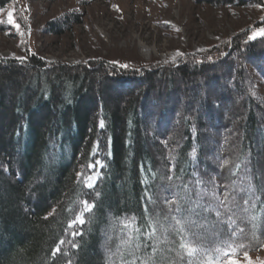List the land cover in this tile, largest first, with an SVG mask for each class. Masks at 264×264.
Returning a JSON list of instances; mask_svg holds the SVG:
<instances>
[{
    "label": "trees",
    "instance_id": "16d2710c",
    "mask_svg": "<svg viewBox=\"0 0 264 264\" xmlns=\"http://www.w3.org/2000/svg\"><path fill=\"white\" fill-rule=\"evenodd\" d=\"M198 1L264 7V0ZM261 28L264 16L219 45L132 74L104 61L64 64L33 54L0 60V264H229L258 250L264 94L255 77L264 80V29L255 32ZM212 86L217 96L208 99ZM97 161L98 175L87 187ZM209 181L221 197L224 186L235 192L247 211L221 209L218 218L198 209L191 220L203 227L185 224L178 234L170 216L179 214L166 200L187 186L191 202L206 205ZM77 215L84 223L69 227ZM183 238L197 249L193 255L180 248Z\"/></svg>",
    "mask_w": 264,
    "mask_h": 264
},
{
    "label": "rangeland",
    "instance_id": "374dc122",
    "mask_svg": "<svg viewBox=\"0 0 264 264\" xmlns=\"http://www.w3.org/2000/svg\"><path fill=\"white\" fill-rule=\"evenodd\" d=\"M3 3L0 60L23 59L33 54L47 62L64 64L104 61L129 74L155 63H175L186 54L219 45L241 30L256 26L264 16L261 6H220L198 0H3ZM64 17L78 20L53 30L51 25L62 22ZM255 79L264 94V80ZM217 89V86L208 89V99L217 96ZM225 106L229 108L223 102L221 108ZM222 110L219 109L221 114ZM218 115L216 112L214 117ZM206 123L213 126L215 121ZM216 152L213 150V155ZM100 166V162L92 166L86 185L89 178L93 185ZM169 229L164 232L168 234ZM229 264H264V242L255 252L232 258Z\"/></svg>",
    "mask_w": 264,
    "mask_h": 264
},
{
    "label": "snow or ice",
    "instance_id": "6c2138e0",
    "mask_svg": "<svg viewBox=\"0 0 264 264\" xmlns=\"http://www.w3.org/2000/svg\"><path fill=\"white\" fill-rule=\"evenodd\" d=\"M9 20L11 21V15H9ZM96 163H99L98 161ZM228 161L225 160L223 162V164H227ZM223 166V165H221ZM237 168L240 167V165H236ZM235 173H233L234 175ZM168 180H171L172 177L168 176L167 177ZM198 183H202V182H198ZM207 183H211L212 187L211 189H209L207 192H205V195H208L210 197L208 203L206 205H201V203L199 201L192 203L189 193L187 191V186H183L184 187V193L183 195L180 194V192H176L173 193L175 199L172 200H166V203H168L169 205H174V208H170V212H175L179 215H171L170 216V220L173 221L175 223V225L177 226L176 230L178 232V234L183 233L184 232V227L183 225L188 224L191 226H196V227H203V225H198L195 224V222H193L191 220V217L193 215H199V212L197 211L198 209H202L205 212H209V211H216V215L217 217H221L222 216V212L221 209H223L225 212H232L233 214H235L236 210H243V211H247L246 207H243L240 202L236 199V194L235 192H229L227 190V186L225 187V191L223 193V196H219L216 194V187L215 184L212 181H209ZM87 187H92V183H91V178H89V183H87L86 185ZM181 202H183L184 204H190V207H183ZM84 204V208L85 211H90L91 210V205L88 204L87 201H83L82 202ZM244 205H248L249 201L248 200H244L243 202ZM186 213V215H185ZM228 220L230 222V224H234L235 220L232 218V216L228 217ZM75 223H84V220L82 219L81 215H77L75 220L69 224V227H72ZM156 223H159V221L157 220ZM235 234V233H233ZM150 236H154L155 235V228H153V231L149 234ZM63 243V242H61ZM180 248L183 249L184 251L187 252V254L189 256L193 255L194 252L197 251V249H195L194 247H192L191 243L186 239L183 238L180 242ZM60 249L57 248L56 251L58 252ZM227 255V254H226ZM143 264H148V262H143Z\"/></svg>",
    "mask_w": 264,
    "mask_h": 264
}]
</instances>
